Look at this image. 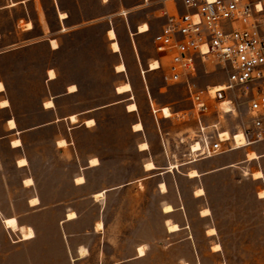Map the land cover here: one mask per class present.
<instances>
[{
	"label": "rangeland",
	"instance_id": "374dc122",
	"mask_svg": "<svg viewBox=\"0 0 264 264\" xmlns=\"http://www.w3.org/2000/svg\"><path fill=\"white\" fill-rule=\"evenodd\" d=\"M167 1H174L177 9L181 8L180 0ZM45 3L48 4V10L43 16L55 33L56 13L50 0H45ZM124 3L130 8L136 7L140 2L124 0ZM66 4L72 9V0H66ZM155 5L161 8L165 6L163 0ZM151 8H135L132 12L128 11L127 18L136 21L149 16L158 26L161 18L154 16ZM81 16L71 14L67 29L55 36L60 41V49L48 52L49 63L58 69L61 83L74 84L80 90L76 97L64 99L66 105L77 102L80 110L108 105L96 112L97 126L91 129L81 128L76 132V147L84 158L96 155L102 162L109 161L108 165H113L118 171L122 168V173L113 175V184L144 178L140 183L127 187L133 193L129 201L126 192L123 197L117 195L109 199V204L116 208V216L127 217L128 221L116 222L115 232L123 229V237L117 248L113 249L115 259L112 262L108 259L107 262L264 264V219L261 216L264 204L255 200L259 182L252 179V171L249 167L232 168L189 180L186 173L192 165L187 163L198 160L202 163L206 159L191 152V147L197 141L198 130L187 86L165 82V63L160 64L156 71H148L153 60H161V55L153 49L151 35L138 37L136 51L131 46V57L124 59L128 65L127 73H116L115 66L121 58L112 52L105 38L106 25L100 23L85 30L73 31L72 25L77 24L76 19ZM34 19H37L35 14ZM45 55L43 50V64ZM226 81L225 73L208 67L207 70H199L193 84L197 90L222 86ZM124 83L131 84L132 92L117 96L116 88ZM131 95L133 101L129 100ZM230 99L234 104H230L234 109L233 113L223 112L221 104L225 100L209 101V112L203 119H209L211 124H218V131L212 128L208 130L212 135L217 132H227L229 136L240 134L251 123L247 103L232 95L227 100ZM129 103L137 104V113L126 111ZM151 103L158 111V122ZM164 108L169 109L170 118L164 117ZM139 122L143 126V132L137 133L133 131V125ZM143 140L149 142L148 152L137 150L138 144ZM110 160H113L112 164ZM144 163L153 164L155 169L146 172L145 165L143 170ZM254 169L264 171V162L261 165L257 163ZM257 173L259 172L254 175ZM91 180L97 189L108 185L103 172L91 175ZM261 182L264 183V179ZM161 183L165 185L166 192L159 188ZM196 186L205 189V196L196 198L197 191L196 197L194 196ZM65 187L69 188L67 182ZM103 196L104 194L102 197L96 196V199ZM180 204L183 205V210L176 211L174 208ZM168 205L173 208V212L176 211L171 212L175 215V220L183 222L187 229L180 231L177 225L180 232L169 234L166 214L170 213H164ZM89 207L92 213V206ZM205 210L209 211L208 215L203 213ZM209 228L217 231L218 235L208 237L206 231ZM138 246H144L145 255L142 258H136ZM215 246H220V250L216 251Z\"/></svg>",
	"mask_w": 264,
	"mask_h": 264
},
{
	"label": "crops",
	"instance_id": "0c3cea01",
	"mask_svg": "<svg viewBox=\"0 0 264 264\" xmlns=\"http://www.w3.org/2000/svg\"><path fill=\"white\" fill-rule=\"evenodd\" d=\"M50 1L57 18L55 33L43 16L48 10L45 0H0V264H110L107 260L112 262L115 259L113 249L117 248L123 237V229L115 232V224L127 222L128 218L121 215L117 217L116 208L109 204V199L117 195L123 197L126 192L129 201L133 193L127 187L140 183L144 178L113 184V175L122 173V168L118 171L113 165H108L109 161L102 162L96 155L82 157L76 147V132L81 128L97 126L96 112L108 105L88 110H80L77 102L66 105L64 99L76 97L80 90L74 84L61 83L58 69L49 63L48 52L60 49L56 34L67 29L71 14H80L82 16L76 19L78 23L72 25V30L81 31L96 24H105V38L112 52L121 58L115 71L123 63L126 67L123 73H127L128 65L124 59L131 57V46L136 51L138 37L151 35L154 40L166 23L165 14L182 11L183 5L181 3L178 10L174 1L163 0L165 6L161 8L155 5L160 0H139L136 7L129 8L124 0H72L70 9L66 0ZM135 8H151L154 16H160V24L156 26L155 20L149 16L136 21L127 18L128 11L132 12ZM34 14L37 19H34ZM63 14L67 15L66 18L62 17ZM142 25H147L148 31L140 33ZM110 30L116 34L120 48L118 52H114L111 47L112 40L108 36ZM53 41L57 44L56 48L52 45ZM43 50L46 54L44 64ZM137 58L140 62L138 54ZM153 61L159 65L165 63L162 57L161 60ZM50 72L54 74L53 77ZM125 84L131 86L130 83ZM71 86H75L77 91H70ZM117 89V96L132 92V87L127 93H118ZM129 100L133 101V95ZM46 104H50L49 107ZM129 104L126 105V111L137 113V104L134 103L137 106L135 112L127 110ZM151 106L158 122V111L152 103ZM72 117L76 121H72ZM91 120L95 124L88 126L87 121ZM203 120L206 125H213L209 119ZM136 124L133 125V131L143 132L134 130ZM145 142L149 149L140 151L139 145ZM263 142L233 149L227 152L230 154L204 158L206 161L202 163L199 160L187 163L192 166L186 176L192 181L232 168L249 167L252 179L259 182L255 200L264 204V198L260 197L264 191V183L261 182L264 171L254 169L257 163L261 165L264 162ZM137 150L148 152L149 142L141 141ZM251 153L257 159H249ZM95 159L98 164L92 165L91 161ZM193 170L199 176L189 178L188 174ZM101 172L108 185L97 189L91 175ZM256 172H261L263 177L254 178ZM79 178L83 179L80 183L77 181ZM66 182L68 189L65 187ZM198 189H203L205 196L202 186H196L194 196ZM99 193L104 196L96 199ZM87 206H92V213ZM174 209L182 211L183 205ZM71 213H75L76 217L69 219ZM173 213L166 214V226L169 222L178 225L180 231L187 229V225L175 220ZM261 216L264 219V208ZM184 220L187 223L186 217ZM99 223L103 225L102 231L97 230ZM208 230V237L218 235L216 231L214 236H210ZM139 247L144 246H138L136 252ZM136 258L142 257H138L137 253ZM112 264H123V261Z\"/></svg>",
	"mask_w": 264,
	"mask_h": 264
},
{
	"label": "built area",
	"instance_id": "2783aa9c",
	"mask_svg": "<svg viewBox=\"0 0 264 264\" xmlns=\"http://www.w3.org/2000/svg\"><path fill=\"white\" fill-rule=\"evenodd\" d=\"M180 1L183 10L165 14L166 23L153 43L165 60V82L181 83L189 90L200 144L196 156L211 158L234 149L232 140L208 131H218V124L206 125L203 120L209 101L227 100L229 95L247 103L251 123L241 133L246 146L263 142L264 0ZM208 67L227 75L223 90L194 89L193 79ZM228 101L234 106L232 99ZM232 136L235 140L237 134Z\"/></svg>",
	"mask_w": 264,
	"mask_h": 264
},
{
	"label": "bare ground",
	"instance_id": "6f19581e",
	"mask_svg": "<svg viewBox=\"0 0 264 264\" xmlns=\"http://www.w3.org/2000/svg\"><path fill=\"white\" fill-rule=\"evenodd\" d=\"M66 16H67L66 14H63L62 17L66 18ZM30 26H31V25H30ZM30 26L28 25V27H30ZM148 29H149V28H148L147 25H142V26L139 28V31H140V33H143V32L148 31ZM108 36H109V38L112 40V46H111V47H112L113 51H114V52H118V51L120 50V48H119L118 42L116 41V34H115L114 30H110V31L108 32ZM52 45H53V47H55V48L57 47V44H56L54 41L52 42ZM149 68H150L149 71H155V70H157V69L160 68V65H159V63H158L157 61H154V62H152V63L150 64ZM116 71H117L118 73H123V72H125V71H126V67H125V65H124L123 63L119 64V65L116 67ZM50 76L53 77L54 74H53L52 72H50ZM211 89H212V91H221V90H223L224 88H223V85H222V86H217V87H211ZM69 90H70V91H75V90H76V87H75V86H71V87L69 88ZM76 91H77V90H76ZM129 91H131V86H130L129 84H125V85H123V86H121V87H119V88L117 89V92H118V93H127V92H129ZM49 103H50V102H49ZM50 104H51V103H50ZM50 104H46V105L49 107ZM221 105H222V110H223L224 113H233L234 109L230 106V103H229L228 100H225L224 102H222ZM51 106H52V105H51ZM127 110H128L129 112H135V111L137 110V106H136V104H130V105H128V106H127ZM163 114H164V117H165V118H169V117L171 116V114H170L168 108H164V109H163ZM72 121H76V119H75L74 117H72ZM94 124H95V123H94L93 120H91V121H87V125H88V126H92V125H94ZM142 129H143V127H142V125H141L140 123H138V124H136V125L134 126V130H135V131H141ZM220 134H221V138H222V139H224V140H232V141H233V145H234V149H235V150L240 149V148H243V147L246 146V141L244 140V138H243V136H242L241 133H240V134H237L235 140L233 139V136H229V134H228L227 132H220ZM16 144H17V143H16ZM59 144H60V142H59ZM17 145H19V144H17ZM199 149H200V144H194V145L192 146V149H191V150H192L193 153H195V152L199 151ZM140 150H141V151H146V150H148V144L143 143V144L140 146ZM249 159H257V157H256V155H255L254 153H252V154H249ZM91 162H92V165H97V164H98V161H97L96 159H95V160H92ZM23 165H24V164H23ZM154 169H155V167H154V165L151 164V163H148V164L145 165V171H146V172H150V171H152V170H154ZM188 176H189V178H196V177L199 176V174H198L197 171H194V170H193V171H191V172L189 173ZM254 177H255V178H262L263 175H262V173L259 172V173L255 174ZM77 181L80 183V182L83 181V179H82V178H79ZM26 182H27V181H26ZM27 185H28V184H27ZM161 188H162L163 192H166V187H165L164 184H162ZM203 194H204V191H203L202 189H199V190H197V192H196V196H197V197H201V196H203ZM102 195H103V193H99V194H97L96 196H97V197H98V196H101V197H102ZM260 197H261V198H264V192H261V193H260ZM33 202H34V201H33ZM34 204H35V203H34ZM173 211H174L173 208H172L171 206H169V205L166 206L165 209H164V213H171V212H173ZM203 213H204L205 215H208V214H209V211H208V210H205V211H203ZM75 217H76V214H75V213H71V214L68 215V218H69V219H71V218H75ZM9 224L14 225L13 222H9ZM167 224H168V230H169V232H176V231L179 230V227H178L177 225H175V224H170L169 222H168ZM15 227H16V226H15ZM15 227H14V229H15ZM97 230H99V231H102V230H103V225H102L101 223H99V224L97 225ZM28 233H29V232H28ZM32 233H33V232H32ZM208 233L212 236V235H215L216 231H215L214 229H211V230H209ZM29 235H31V233H30ZM29 235H26V237H28ZM33 235H34V234H33ZM214 248H215L216 251H219V250H220V246H215ZM138 254H139V257H142V256L145 255V250H144L143 247H139V249H138Z\"/></svg>",
	"mask_w": 264,
	"mask_h": 264
}]
</instances>
